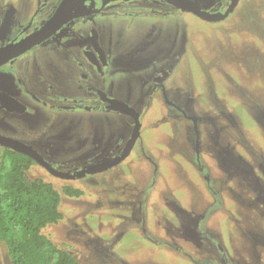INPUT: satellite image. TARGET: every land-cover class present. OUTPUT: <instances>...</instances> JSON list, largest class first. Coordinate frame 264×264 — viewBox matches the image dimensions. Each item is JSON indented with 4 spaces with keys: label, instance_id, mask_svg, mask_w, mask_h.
<instances>
[{
    "label": "rangeland",
    "instance_id": "374dc122",
    "mask_svg": "<svg viewBox=\"0 0 264 264\" xmlns=\"http://www.w3.org/2000/svg\"><path fill=\"white\" fill-rule=\"evenodd\" d=\"M41 1L0 0L5 10L0 43L15 38ZM123 25L127 32L128 21ZM135 26L136 21L130 27ZM165 31L139 59L134 43L117 53L115 91L131 102L141 94L139 79L157 64L172 68L149 101L131 155L76 179H67L63 167L27 169L30 178L43 177L61 191L64 216L44 232L80 264H197L184 255L201 235L197 222L205 237L223 245L211 246V253L222 250L230 264H264V0H240L218 21L177 11ZM120 42V36L114 38L115 45ZM48 46L41 44L35 56L47 60ZM71 119V152L79 153L77 139L97 126L105 140L123 133L129 116L75 109ZM68 184L82 194H66ZM210 203L214 209L201 227V210ZM200 246L208 254L203 242ZM0 264H12L3 240ZM206 264L218 262L210 258Z\"/></svg>",
    "mask_w": 264,
    "mask_h": 264
},
{
    "label": "flooded vegetation",
    "instance_id": "af4514ba",
    "mask_svg": "<svg viewBox=\"0 0 264 264\" xmlns=\"http://www.w3.org/2000/svg\"><path fill=\"white\" fill-rule=\"evenodd\" d=\"M61 1L52 5L42 0L11 41L41 27L53 15ZM191 1L202 8L224 11L231 0H214L209 6L203 4L204 0ZM70 11L79 14L59 30L78 23L75 28L71 27L70 31L61 34H58V30L41 43L0 64V163L3 159L7 160L6 154L20 153L30 160L29 168L40 166L45 170H55L63 167L67 179H76L85 176L80 175V172L89 165L114 159L115 163L109 167L111 168L121 159L130 156L135 149L142 133L145 110L153 100L149 101L157 95L172 68L168 67L170 63L163 66L157 64L149 76L139 79L142 83L141 94L131 102V99L126 100L115 91V71H119L117 53L134 43V52L140 53L135 58L139 59L146 52L144 48H148L154 39L163 40L166 36L165 27L169 26V17L184 10L168 0H78ZM4 17L3 9L0 11V28ZM127 21L128 31L125 32L123 24ZM135 21L136 26L130 27ZM134 34L139 35L135 41ZM56 35L61 36L58 41ZM118 36L122 42L115 45L114 38ZM46 42L49 43V56L47 60H41L35 56L34 51ZM4 44L0 43V46ZM137 63H140L137 66H142L143 60ZM129 65L133 63L129 62L126 68ZM111 99H120L133 106L138 115L135 117L115 109L113 105L118 102ZM75 109L127 114V130L112 134L113 137L105 140L100 133V126H97L98 130L90 131L86 140L83 137L74 142L82 150L72 153L74 148L70 121ZM138 123L140 128L137 139L125 156L124 151L128 148V142ZM62 170L60 169L61 172ZM216 192L217 195H222L219 189ZM207 205L206 210H201L200 223L197 217L201 227L206 225L210 211L214 209L213 203L208 207ZM204 213L209 214L205 216ZM194 229L201 235L194 238L193 252L185 251L184 255L188 259L197 264H206L210 258L218 264L232 262L222 250L218 251V255L211 253V246L218 244L203 235L205 230L198 228L197 222ZM202 242L208 254L201 252ZM218 247L223 249L221 242Z\"/></svg>",
    "mask_w": 264,
    "mask_h": 264
},
{
    "label": "trees",
    "instance_id": "16d2710c",
    "mask_svg": "<svg viewBox=\"0 0 264 264\" xmlns=\"http://www.w3.org/2000/svg\"><path fill=\"white\" fill-rule=\"evenodd\" d=\"M5 158L0 163V240L7 244L12 264H80L44 232L64 216L61 191L42 177L30 178L25 155L10 152ZM63 191L70 196L83 192L73 185Z\"/></svg>",
    "mask_w": 264,
    "mask_h": 264
},
{
    "label": "water",
    "instance_id": "95a60500",
    "mask_svg": "<svg viewBox=\"0 0 264 264\" xmlns=\"http://www.w3.org/2000/svg\"><path fill=\"white\" fill-rule=\"evenodd\" d=\"M78 0H62L56 11L51 17H49L38 29L32 33L16 40L8 42L0 46V64L7 62L11 58L19 55L20 53L26 51L34 45H37L47 39L49 36L54 34L59 30L65 23H67L72 18L78 16V12L72 13L70 10L73 5L77 3ZM171 4H174L176 7L181 8L184 11L193 12L199 17L209 20V21H218L222 20L229 16L231 11L237 6L239 0H231L226 8V10H211L208 8H202L199 5L195 4L191 0H168ZM2 14V13H1ZM118 102L117 105H113L115 109L120 110L124 113L138 115L135 108L127 103H124L120 99H111ZM140 123L136 124L135 132L129 140L128 148L124 151L126 156L131 149V146L135 143L138 133H139ZM34 155V154H33ZM36 156V155H34ZM115 163L114 159L106 160L99 164H91L87 168L83 169L80 172V175H88L96 171L107 169Z\"/></svg>",
    "mask_w": 264,
    "mask_h": 264
}]
</instances>
